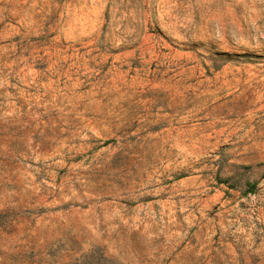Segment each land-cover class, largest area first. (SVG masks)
I'll return each mask as SVG.
<instances>
[{"label": "rangeland", "instance_id": "obj_1", "mask_svg": "<svg viewBox=\"0 0 264 264\" xmlns=\"http://www.w3.org/2000/svg\"><path fill=\"white\" fill-rule=\"evenodd\" d=\"M0 264H264V0H0Z\"/></svg>", "mask_w": 264, "mask_h": 264}, {"label": "trees", "instance_id": "obj_2", "mask_svg": "<svg viewBox=\"0 0 264 264\" xmlns=\"http://www.w3.org/2000/svg\"><path fill=\"white\" fill-rule=\"evenodd\" d=\"M248 190H249L248 192L251 193V192H253L254 188H251V189H248Z\"/></svg>", "mask_w": 264, "mask_h": 264}]
</instances>
